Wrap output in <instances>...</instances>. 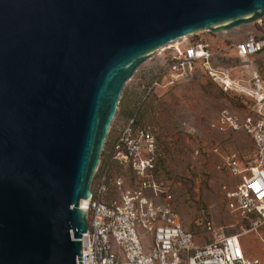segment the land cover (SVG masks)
I'll return each instance as SVG.
<instances>
[{
	"label": "water",
	"instance_id": "95a60500",
	"mask_svg": "<svg viewBox=\"0 0 264 264\" xmlns=\"http://www.w3.org/2000/svg\"><path fill=\"white\" fill-rule=\"evenodd\" d=\"M263 18L264 0H0V264H82L125 85L174 42Z\"/></svg>",
	"mask_w": 264,
	"mask_h": 264
},
{
	"label": "built area",
	"instance_id": "2783aa9c",
	"mask_svg": "<svg viewBox=\"0 0 264 264\" xmlns=\"http://www.w3.org/2000/svg\"><path fill=\"white\" fill-rule=\"evenodd\" d=\"M235 48L240 58L250 59L264 52V38L251 36ZM199 70L224 94L242 92L230 74L214 64L209 45L195 42L174 48L148 93L163 83L184 81ZM254 96L256 106L243 117L225 109L213 124L216 131L245 133L253 144L250 162L240 161L236 153L224 156L226 174L238 178L233 189L223 187L226 198L237 204L240 224L236 231L207 222L212 241L194 243L178 211L163 202L168 193L156 176L158 143L136 115L109 149L104 146L106 158H101L97 183L91 185L93 196L85 209L89 231L81 239L82 264H262L259 258L246 256L240 245V238L251 232L262 231L264 240V86L259 85ZM214 152L219 154V148ZM115 168L118 174L110 188Z\"/></svg>",
	"mask_w": 264,
	"mask_h": 264
},
{
	"label": "rangeland",
	"instance_id": "374dc122",
	"mask_svg": "<svg viewBox=\"0 0 264 264\" xmlns=\"http://www.w3.org/2000/svg\"><path fill=\"white\" fill-rule=\"evenodd\" d=\"M251 36L264 38V18L229 32H201L157 52L125 85L105 144V149H109L124 125L138 115L140 123L151 130L158 143L161 159L158 177L168 193L163 202L178 211L183 227L193 234L196 245L212 241V234L205 228L207 222L214 227H227L229 232L236 231L240 224L237 204L227 199L223 190L224 186L233 189L238 183V178L226 174L224 156L236 153L240 161L250 162L253 144L245 133L216 131L213 124L225 109L243 117L256 106L255 91L259 85L264 86V52L245 61L235 48ZM195 42L209 45L214 64L230 74L242 92L224 94L199 70L184 81L163 83L149 94L152 82L168 65L174 48ZM217 147L219 154L214 152ZM101 158L103 161L106 158L104 151ZM117 174L116 169L110 176V188ZM97 179L95 175L93 185ZM262 234V231L248 233L240 238V245L246 256L259 258L264 264Z\"/></svg>",
	"mask_w": 264,
	"mask_h": 264
},
{
	"label": "bare ground",
	"instance_id": "6f19581e",
	"mask_svg": "<svg viewBox=\"0 0 264 264\" xmlns=\"http://www.w3.org/2000/svg\"><path fill=\"white\" fill-rule=\"evenodd\" d=\"M183 40L185 41L186 39H183ZM183 40H182V41H183ZM180 42H181V41L174 42L173 44H170L169 46H170V48H171V47H173L174 44H178V43H180ZM165 49H167V48H165ZM165 49L163 48V50H165ZM163 50L161 49V51H163ZM243 59H244V58H243ZM244 60L247 61V59H244ZM245 61H244V62H245ZM247 96H248V95H247ZM87 204H88V201H83V202L81 203L82 208H83V209H86V208H87Z\"/></svg>",
	"mask_w": 264,
	"mask_h": 264
},
{
	"label": "trees",
	"instance_id": "16d2710c",
	"mask_svg": "<svg viewBox=\"0 0 264 264\" xmlns=\"http://www.w3.org/2000/svg\"><path fill=\"white\" fill-rule=\"evenodd\" d=\"M134 116H132L133 118ZM160 164H161V159L158 158L157 164H156V176L158 177V173H159V168H160Z\"/></svg>",
	"mask_w": 264,
	"mask_h": 264
}]
</instances>
